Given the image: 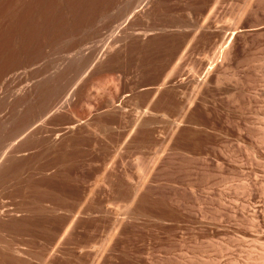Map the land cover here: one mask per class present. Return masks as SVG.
Returning <instances> with one entry per match:
<instances>
[{
  "label": "rangeland",
  "instance_id": "rangeland-1",
  "mask_svg": "<svg viewBox=\"0 0 264 264\" xmlns=\"http://www.w3.org/2000/svg\"><path fill=\"white\" fill-rule=\"evenodd\" d=\"M0 264H264V0H0Z\"/></svg>",
  "mask_w": 264,
  "mask_h": 264
},
{
  "label": "bare ground",
  "instance_id": "bare-ground-1",
  "mask_svg": "<svg viewBox=\"0 0 264 264\" xmlns=\"http://www.w3.org/2000/svg\"><path fill=\"white\" fill-rule=\"evenodd\" d=\"M225 56H228L229 55V52L227 50L224 51L223 53Z\"/></svg>",
  "mask_w": 264,
  "mask_h": 264
}]
</instances>
